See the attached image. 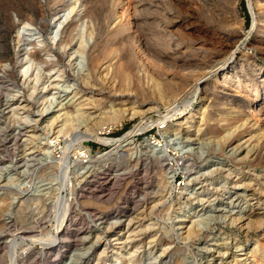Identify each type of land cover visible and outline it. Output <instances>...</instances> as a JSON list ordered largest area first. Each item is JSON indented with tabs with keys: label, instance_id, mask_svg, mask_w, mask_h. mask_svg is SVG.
<instances>
[{
	"label": "rangeland",
	"instance_id": "rangeland-1",
	"mask_svg": "<svg viewBox=\"0 0 264 264\" xmlns=\"http://www.w3.org/2000/svg\"><path fill=\"white\" fill-rule=\"evenodd\" d=\"M248 3L251 13L247 0H0V66L17 61L20 14L34 29L45 19V61L60 52L58 63L40 65L43 76L57 75L45 100L31 98L34 84L24 87L18 69L0 72V246L17 234L30 238L20 264H71L75 255L80 264H264V227H241L248 216L264 219V0ZM86 9L94 19L84 18ZM122 13L126 26L116 33ZM57 14L74 25L66 52L51 41ZM242 39L233 83L215 74L197 84ZM135 45L144 68L131 77L111 69L91 80L93 91L85 86L90 55H102L106 69ZM70 100L88 110L50 127L54 109ZM124 111L131 117L115 121ZM209 126L220 132L205 135ZM104 127L113 129L107 137ZM116 142L122 157L97 162ZM254 146L260 154L251 158ZM25 194L40 196L45 210L27 205L21 214ZM32 214L41 228L25 233ZM57 234L78 243L62 261L31 239Z\"/></svg>",
	"mask_w": 264,
	"mask_h": 264
},
{
	"label": "bare ground",
	"instance_id": "bare-ground-1",
	"mask_svg": "<svg viewBox=\"0 0 264 264\" xmlns=\"http://www.w3.org/2000/svg\"><path fill=\"white\" fill-rule=\"evenodd\" d=\"M263 6V5H262ZM16 9V8H15ZM74 11V10H73ZM73 13V12H72ZM18 17V16H17ZM65 17V16H64ZM64 17H61L60 14H57L54 18V22L57 26V28L59 27V32L55 34H52V40L53 41V45H55L56 47H58V49H62L63 52H66V49L67 47L70 46L71 44V40L73 38V32H74V25H70L68 24L67 26H65V23L67 21V19H65L64 22L63 21V18ZM84 18H93L94 19V14L89 11V9L87 10L86 9V12L84 14ZM28 20V22L30 23H26L25 21ZM118 24H117V29H116V33H118L123 27L126 26V15L125 13H122L120 14V16L118 17ZM18 21L21 23L20 26H24L23 28L19 29L18 32H17V42L16 43V48H15V54H16V62L15 64L11 63V62H7V63H4L0 66V72L2 73H10V74H13L14 73V70L15 69H18L17 71L19 72L18 76L20 77V79L22 80L21 82H23V86H27V84L29 85V83H33L34 86L32 88L31 91H33V93L31 94V98L34 100V99H37V97L41 96L42 95V99L46 98L47 95H51L52 94V91L55 90V86H53V84L56 82V80H54L53 76H55V73H54V69L53 70H49V74H46L43 76L42 74V71L40 70V65L42 63H45L46 61H49L50 63L52 64H56L59 62L60 58V52H56V54L54 55V57H49V59H47L45 61V59H43V56H42V52H44L45 50L48 49L47 47V40L45 39V35L44 33L42 32L43 29H45L46 27V24H45V19L42 18V20L39 22V24L36 26V28L34 29L33 28V24H32V20L31 19H28V17L23 14H20L19 17H18ZM252 25H253V22H252ZM256 26V24L254 25V27ZM50 36V38H51ZM116 36V34H115ZM26 37H31L33 38V40L35 41L34 43L32 44H26L27 43V40L26 41H23L22 39L26 38ZM32 40V41H33ZM5 41V40H4ZM133 41V40H132ZM26 42V43H25ZM245 40H240L238 41V43L235 46V48L233 49L232 53L227 56L225 59L219 61V62H215V64L212 66L211 64V67H209L207 70V72L203 75V77L199 78L197 80V84H205L207 82V79L211 76V75H222L223 78H224V81H226L227 83L229 84H232L233 83V79L228 77V75H230V73L234 70V64H235V57L236 55L238 54V50H240V48H242L244 45H245ZM135 43H136V40H135ZM52 44V43H51ZM29 46H31V48H28ZM43 47V49H42ZM54 47V46H53ZM84 49V48H83ZM42 50V51H40ZM51 50V49H50ZM123 51V50H122ZM146 51V50H145ZM1 52L2 53H7L8 52V48L7 46H4L3 49H1ZM83 52V51H82ZM103 52V51H102ZM120 54V53H118ZM124 54V53H123ZM122 54V55H123ZM47 55V54H46ZM4 56V55H3ZM69 56V59H71L70 55ZM74 56V55H73ZM102 57V55H101ZM100 56H94V55H90V78H88L84 83H85V86L87 88H90L91 90L92 89H95L94 86H92V83H91V80L95 82V79H101L102 75L104 72H107L106 73V78L108 77L109 73L111 72V69H112V72H114V74L117 76V77H120V76H124V77H131V75L133 74L132 71L134 70L133 68L137 69L140 65V68L143 67L145 65L146 62V57H145V54L143 53V51H141L140 47L138 45H135V50H131L129 51L127 54H125L123 57H120L118 55H116L115 57H113L111 59V64L109 65L108 68L104 69V63L102 61V58ZM55 58V59H54ZM223 58V57H222ZM70 61V60H69ZM113 61H115L116 63H112ZM73 62V61H72ZM47 63V62H46ZM38 64L39 65V69H37V66L34 67V65ZM68 65L70 64L67 63ZM143 65V66H142ZM147 66V65H146ZM145 66V67H146ZM36 68L37 71L35 70L34 72H32L33 69ZM58 67V66H57ZM144 68V67H143ZM51 69V68H50ZM57 69V68H56ZM55 69V70H56ZM133 69V70H132ZM43 70V68H42ZM45 70V69H44ZM43 70V71H44ZM60 70V69H59ZM106 70V71H105ZM206 70V69H205ZM58 71V70H57ZM61 71V70H60ZM59 71L60 74H62L61 72ZM36 72V74H35ZM63 72V71H62ZM139 72V71H137ZM46 73V71L44 72ZM69 74V73H68ZM9 75V74H8ZM63 75V74H62ZM11 76V75H10ZM57 76V75H56ZM55 76V77H56ZM163 76V75H162ZM59 77V75H58ZM62 77V76H60ZM165 78V77H164ZM174 78V77H172ZM52 79L54 81H52ZM56 79V78H55ZM171 79V78H170ZM169 79V80H170ZM43 80H46L45 82H43ZM104 80V78H103ZM167 81V80H166ZM32 84V85H33ZM43 85H46V87ZM96 86V85H95ZM227 86V85H226ZM43 87V88H41ZM173 87V86H172ZM24 89V88H23ZM181 89V88H180ZM11 90V89H10ZM21 90V89H20ZM93 91V90H92ZM99 91V89L97 90ZM19 92V91H18ZM17 92V93H18ZM181 98V97H180ZM47 99V98H46ZM179 99V98H178ZM177 99V100H178ZM45 100V99H44ZM9 101V100H8ZM10 102V101H9ZM71 100L66 103V104H63V105H60V109H54V110H58L56 111L57 113H59V115L57 117H53V120H51L50 122V127H54L56 124H58L60 121H66L68 124H70V120H72L73 118V112L76 114V113H82L84 110H88V108H86V106L88 104H78V105H72L70 104ZM36 103V102H35ZM9 104V103H8ZM25 104V103H24ZM37 104V103H36ZM45 104V103H44ZM43 105V103H42ZM91 105V104H89ZM8 106V105H7ZM22 106V105H21ZM24 106V105H23ZM52 106V105H51ZM51 106L50 107V110L51 111ZM74 106V108H73ZM30 107V106H29ZM45 107H46V104H45ZM44 107V109L41 111L42 113H40L41 115L40 116H45V114L47 113L46 111V108ZM8 108V107H7ZM12 108V107H11ZM22 108V107H21ZM26 110L29 109L28 106H26L25 104V107H24ZM10 109V108H9ZM13 109V108H12ZM11 109V111H12ZM18 109V108H16ZM20 109V108H19ZM25 109H23L25 111ZM49 109V108H48ZM10 111V110H9ZM10 111V112H11ZM15 111V110H14ZM30 111V110H29ZM9 112V113H10ZM56 112H53V113H56ZM12 113V112H11ZM14 113V112H13ZM50 113V112H49ZM122 113V112H121ZM120 113V114H121ZM206 114V112H204ZM6 114V113H5ZM119 114V113H118ZM47 115V114H46ZM83 115V114H81ZM116 116V115H115ZM119 117L115 118L114 120L115 121H118V119H124L126 117H129L127 112L124 111L122 113V115H119ZM207 116V115H206ZM49 117V116H48ZM63 117H65V119H63ZM113 117V116H112ZM131 117V116H130ZM205 117V116H204ZM63 119V120H61ZM131 119V118H130ZM205 121V119L203 120ZM226 121V120H225ZM249 121V120H248ZM66 123V124H67ZM68 124L66 126H68ZM245 126L244 123H242V127ZM241 128V126L239 127ZM219 128H215V127H211L209 126V129H207L208 133H206L205 135H210V134H218L220 131L218 130ZM211 132V133H210ZM222 133V132H221ZM204 135V136H205ZM263 135V134H262ZM217 136V135H216ZM215 137V135H214ZM219 137V136H218ZM98 140H101V138H96ZM221 140H223V143L226 144L228 143L229 141H233L232 139V134L230 133L229 135L227 136H224L221 138ZM248 143V142H246ZM261 144V143H260ZM250 147V146H249ZM255 147V146H254ZM252 148L250 151H248L247 153V156L250 155L251 158H254L256 157L258 154H260V151L258 150V148ZM121 145L119 142H116L115 145H114V148L111 152H107V153H103V154H100L96 157V161L97 162H108V161H113L112 159H114L113 157L117 158L118 156L121 155L116 153L117 151L121 152ZM239 150H242V151H245L247 150L246 148H244V145L243 146H239L238 148V151ZM124 151V150H123ZM122 151V152H123ZM122 157V155H121ZM259 157V156H257ZM119 160V159H118ZM124 160V159H123ZM117 161V159H116ZM140 161V160H139ZM166 161V160H165ZM114 162V161H113ZM137 162V161H136ZM167 162V161H166ZM163 166V165H162ZM139 168V162H137L135 164V171L136 169ZM138 171V170H137ZM136 171V172H137ZM135 172V173H136ZM242 190V189H241ZM4 202V201H3ZM34 204H38L40 206L41 209H43L42 211H44L45 209V203L43 202V200H41L40 196L36 195V194H25L24 197L22 198L21 201H19L18 203V206L20 207L19 208V211L22 210V207L24 206H33ZM230 206V205H229ZM17 207V206H16ZM18 212V211H17ZM16 212V213H17ZM22 211H20L21 213ZM61 213V210L60 212ZM19 214V212H18ZM22 214V213H21ZM16 215V214H15ZM64 215V213L62 214ZM36 215L35 214H32L30 216V218L28 220H25L22 222V228L21 229H24L26 230L25 233L27 232H30L31 230L33 229H39L41 228V224L39 225V223L36 222V219H35ZM15 218V217H14ZM244 217H241V219H243ZM240 219V220H241ZM236 220V219H235ZM242 221V226L241 227H245V231L247 233H249L250 229H253V227H255V229H261L262 227H264V219L262 220L261 218V221L259 220L257 223H255L254 221H257L254 219L253 221V218L248 216L246 219L244 220H241ZM240 221V222H241ZM59 226L57 230H59L62 226V224H58ZM2 226V225H1ZM5 226V225H4ZM1 228V227H0ZM3 228V227H2ZM5 228V227H4ZM194 231L190 232V234H193ZM23 234V233H21ZM29 234V233H28ZM27 236H20V234H17L14 236L13 239L9 240L8 242H4L0 248L3 249V252L4 254L0 257V264H20L19 262L22 260L23 258V253L24 252H19V250L21 249L20 245L22 243H24L25 241H29L28 238H26ZM37 238V237H36ZM80 238V237H79ZM77 238V239H79ZM32 241H34V243H40L41 245L45 246L46 247V251H48V253L50 254H53L56 252V254L58 256H60V261L64 260L66 258V255H67V252L68 250L70 249L71 247V243L72 244H78L77 243V240L76 241H72L71 240V237L69 235H63V234H60L58 235L57 234V237H53V238H49L48 240L46 241H39V239H34L31 238ZM76 239V238H74ZM129 239V237H128ZM128 239H126L128 241ZM42 240V239H41ZM115 240H120V238L117 237V239ZM80 241V240H79ZM121 242H118L117 244H119ZM126 243V242H125ZM262 243V242H261ZM4 246V247H3ZM263 246H264V243H263ZM20 248V249H19ZM264 248V247H263ZM23 249V248H22ZM66 249V250H64ZM6 251V252H5ZM117 252H114V254H116ZM119 254V253H118ZM76 259L72 261L71 264H80V260L83 258L82 255H75ZM74 257V258H75ZM61 264V263H60Z\"/></svg>",
	"mask_w": 264,
	"mask_h": 264
},
{
	"label": "built area",
	"instance_id": "built-area-1",
	"mask_svg": "<svg viewBox=\"0 0 264 264\" xmlns=\"http://www.w3.org/2000/svg\"><path fill=\"white\" fill-rule=\"evenodd\" d=\"M112 128L111 127H104V130H103V132H101V135H103V136H105V137H107V136H109L110 135V133L112 132ZM129 131V130H128ZM127 131V132H128ZM125 134V133H124ZM110 138H118V137H110ZM134 138H135V136H134ZM87 156V154L85 153V152H82V153H80V157L81 158H85Z\"/></svg>",
	"mask_w": 264,
	"mask_h": 264
},
{
	"label": "water",
	"instance_id": "water-1",
	"mask_svg": "<svg viewBox=\"0 0 264 264\" xmlns=\"http://www.w3.org/2000/svg\"><path fill=\"white\" fill-rule=\"evenodd\" d=\"M247 8L249 9V12L251 13V8H250V5L248 3V0H247Z\"/></svg>",
	"mask_w": 264,
	"mask_h": 264
}]
</instances>
